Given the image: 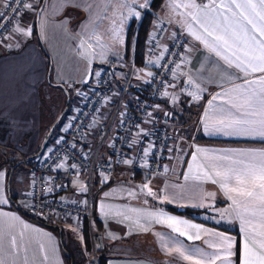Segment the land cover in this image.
Here are the masks:
<instances>
[{
	"label": "crops",
	"instance_id": "crops-1",
	"mask_svg": "<svg viewBox=\"0 0 264 264\" xmlns=\"http://www.w3.org/2000/svg\"><path fill=\"white\" fill-rule=\"evenodd\" d=\"M32 1L35 10L27 9L19 23L20 27L32 29L31 36H25L12 30L0 43V172L4 173L0 185L3 186L4 198L7 200L6 204H0V211L15 214L30 226L23 242L27 244L28 251L27 253L20 252L18 264H24L25 255L28 257V264H68L63 256L65 251L73 256L72 261L75 264H94L91 257L95 245L98 247V256L106 260V264H189L177 255H169L163 247L164 243H169L171 246V243L176 241L187 249L200 248L205 252L213 251L204 241L214 240L215 237L205 236L203 233L199 240H188L173 232L166 224L156 223L144 217L141 218L140 223L149 230L142 231L135 224L136 213L128 211L130 208L143 209L145 212L163 211L169 216H175L213 232L233 237L235 240L233 250L236 253L232 258L233 264H239V250L243 241L240 222L232 217L225 219L218 209L214 210L220 213L216 216L211 213L213 211H210L211 207H209L211 205L228 209L231 201L224 196L219 185L212 184L211 181L192 179L186 181L184 179L188 172V165L192 162V154L197 148L208 149L210 154L217 155L223 154V150L227 149H264V138L225 135L224 132L205 129L204 113L209 107V100L215 93L221 91V85L224 88L230 86L226 80L220 79L219 73L224 67L222 62L218 63L215 56L209 55L202 45L193 40L181 22L183 17L174 14L171 11L170 0H165L159 10L160 17L157 16L151 28L149 38L160 22H166L168 31L161 48L166 47L173 33L175 35L184 33L188 38V47L196 45L191 53L186 51L184 57L190 62L181 64V68L177 70V76L169 80L168 84L175 85V87L165 88L164 92L167 91L169 95L166 96L163 92L156 108L159 112H175L182 115L180 133L168 151L167 171L164 174L142 175L131 169V160H128L127 166L120 168L112 181H107L98 174L96 169L110 157L112 142L121 119L125 112L133 106L139 94L133 91L127 100L122 102L119 112H114L117 95L125 83L122 78L131 68L127 59L128 31L131 25L129 22L136 23L134 22L136 17H130L124 25V43L114 45L109 30L113 20L119 24L120 15L127 13L126 8L120 7L123 0H87L93 4L91 13L86 12L82 6H74L75 4L83 5L85 0H73V4L63 7L55 14H53V5L59 8V0H44L39 20V37H37L34 34V28L40 0ZM150 2L151 0L148 6ZM4 3L5 0H0V9ZM184 11L180 8L177 13ZM65 20L68 21L67 25L63 23ZM83 25H87L86 31ZM93 33L101 37V42L105 45L103 49L95 45ZM81 37H90V42L95 45L94 51L97 55L91 63L79 54ZM102 51L104 59L100 57ZM112 53H117V57L112 56ZM111 59L116 62L114 82L115 74H121L119 75L120 85H114L113 94L102 107L79 146L90 164L94 165L95 170L93 174L80 171L74 179L62 178L64 199L87 204L90 195L93 197L92 232L85 219L51 217L47 221L50 225H55V228L42 225L24 215L12 202L11 196L16 198V203L24 211L27 210L31 185L30 169L37 165L40 155L32 159L34 161L30 159L38 154L48 132L61 113L60 109L56 113L52 111V104L46 101V95L58 87L65 92V97L71 95L77 105L79 98L73 92L72 84L81 85V94L89 92L95 84L100 68L106 66ZM155 60L156 56L150 53L147 46L146 67L139 69L134 87L139 89L146 83L149 78L147 73L151 72V66ZM181 72L191 74L205 89L200 93L199 100H194L188 94L194 89L186 83L187 77L181 75ZM126 87L127 85L124 86L123 93ZM124 95L122 100H124ZM173 95L177 99L173 100ZM214 103L219 105L221 101L217 100ZM75 110L76 107L72 109L70 116L66 117L47 147L55 143L63 134ZM149 128V122H144L135 134L129 150L131 156L135 153L139 141L149 134ZM21 163L22 165L18 167ZM69 165L70 163L64 164L59 168L58 173L64 174ZM9 181L10 189H8ZM144 184L152 188L157 198L148 196L147 190L141 191ZM81 185L87 188L86 192L80 190ZM130 191H134L136 196H129ZM209 192H215V197H207L206 194ZM105 193H108V196H105ZM201 193L205 194L203 206L200 200ZM165 195L168 199L161 202L159 197ZM101 203L111 206L112 215L106 217L101 213ZM168 206L184 209V211L185 209L202 211L200 214H211L214 220L218 218L221 221L217 223V221L201 219L204 222H198L166 210ZM117 210L131 219L124 220L123 216H116ZM20 230L21 226L17 224L15 231L19 233ZM109 233L114 234L115 238ZM95 237L99 238L98 244H95ZM40 245L44 246L43 251ZM53 247L55 248L54 253ZM45 253L48 255L47 260L44 259Z\"/></svg>",
	"mask_w": 264,
	"mask_h": 264
},
{
	"label": "snow or ice",
	"instance_id": "snow-or-ice-1",
	"mask_svg": "<svg viewBox=\"0 0 264 264\" xmlns=\"http://www.w3.org/2000/svg\"><path fill=\"white\" fill-rule=\"evenodd\" d=\"M13 4L16 7H13ZM59 4V8L53 5V14L73 4V0H59ZM74 6H82L89 13L93 9V4L87 0L83 5L75 4ZM4 7L11 8L15 16L21 14V9L35 10L32 3L24 2V0H5ZM120 7L126 8L127 13L120 15L119 24L115 20L112 21L109 31L114 45L124 43L125 23L130 17L139 18L141 13L137 11V7L147 8L148 0H143L142 3L140 0H123ZM170 7L174 14L183 17L181 22L193 40L202 45L209 55L215 56L218 63L222 62L224 67L219 73L220 79L226 80L230 85L227 88L221 85V91L215 93L209 100V107L204 113L205 129L224 132L225 135L264 138V0H207V2L205 0H170ZM180 8L185 11L177 13ZM5 15L0 13V18ZM63 23L67 25L68 21L65 20ZM82 27L85 31L87 30V25ZM14 31L25 36L32 34L30 27L27 29L20 27L18 22ZM93 35H95V45L103 49L105 45L102 44L101 37L95 33ZM95 45L90 42V37L80 39L79 54L89 63L97 55L94 51ZM195 47V44L189 46L186 51L191 53ZM164 51H168L167 47ZM163 55L162 52L160 58H163ZM100 57L105 58L103 51ZM185 62L190 61L182 57L180 63H175V68L172 69L174 78L181 64ZM180 74L187 77L186 83L194 89L188 94L194 100H199L200 93L205 89L188 72ZM147 75L152 76L153 73L149 72ZM164 83L166 87H175L167 81ZM164 95L167 96L169 93L165 91ZM172 98L177 99L175 95ZM217 100L221 101L219 105L214 103ZM144 155H148V149L144 150ZM124 163L129 161L125 160ZM72 167L75 168L76 165ZM3 177L4 173L0 172V180ZM184 179L186 181L208 180L212 184L219 185L224 196L231 201L229 208L224 209L221 215L226 214L238 220L243 233L239 264H264V149H227L223 150V154L217 155L210 154L208 149L197 148L192 154V162L188 165V172ZM80 190L86 192L87 188L81 185ZM143 190H147L148 196L157 198V194L148 184L142 186L141 191ZM128 194L132 197L136 196L134 191ZM215 195V192L206 194L210 198H214ZM105 196H108V193H105ZM159 198L161 202L168 199L167 195ZM204 198L205 194L201 193V206H203ZM6 203L3 186L0 185V204ZM100 211L106 217L112 215L110 205L101 203ZM128 211L136 213L135 224L142 231L149 230L140 223L141 218L144 217L156 223L166 224L173 232L188 240H199L202 233L205 236L215 237L214 240L204 241L209 248L213 249L212 252H205L200 248L187 249L178 241L172 242L171 246L169 243H164L163 247L169 255H177L189 264H233L232 258L236 255L233 250L235 246L233 237L213 232L175 216H169L163 211L145 212L138 208H130ZM115 215L123 216L124 220L131 219L119 210L115 212ZM17 224L21 226L19 233L15 231ZM29 228L30 226L15 214L0 211V264H18L20 252L27 253V244L23 242ZM109 235L115 238L114 234L109 233ZM161 239L163 240V237ZM40 248L44 250L43 245H40ZM52 251L55 252L54 247ZM44 259H48L47 253ZM24 264H28L27 255L24 256Z\"/></svg>",
	"mask_w": 264,
	"mask_h": 264
},
{
	"label": "built area",
	"instance_id": "built-area-1",
	"mask_svg": "<svg viewBox=\"0 0 264 264\" xmlns=\"http://www.w3.org/2000/svg\"><path fill=\"white\" fill-rule=\"evenodd\" d=\"M24 2L32 3V0H24ZM12 6L16 7L15 4ZM26 10L21 9V14L15 16L11 8L3 6L0 9V13L6 14L0 18V43L9 32L14 30L17 22L20 23ZM167 31L168 24L160 22L147 41L150 53L156 56L155 63L151 66L153 75L149 76L141 87V92L133 106L123 115L112 142L110 157L96 169L98 174L107 181H112L117 171L127 166V163H124L125 160H131V169L142 175L159 176L166 172L168 151L179 136L181 126L177 115L159 112L156 108L166 88L164 82L168 83L173 78L172 69L175 68V63H180L188 47L187 36L184 33H177L166 45L168 51L165 52V47H161ZM162 52L164 55L160 58ZM115 63V60L111 59L106 66L100 68L95 84L85 94L80 92L81 85L72 84L71 88L79 98L75 113L68 121L63 134L45 149L37 165L30 169L31 185L27 210L32 216L44 220L51 217L85 219L92 232L93 197L90 195L87 204L64 199L62 178L74 179L80 171L93 174L95 170L94 165L90 164L79 146L102 107L114 92ZM147 121L150 127L149 134L139 141L135 153L131 156L129 150L134 136ZM145 149H148L147 156L144 155ZM68 163L70 165L66 172L59 174L60 165ZM94 240L95 244L99 243L98 237ZM97 258L95 254L93 257L95 262L98 261Z\"/></svg>",
	"mask_w": 264,
	"mask_h": 264
},
{
	"label": "trees",
	"instance_id": "trees-1",
	"mask_svg": "<svg viewBox=\"0 0 264 264\" xmlns=\"http://www.w3.org/2000/svg\"><path fill=\"white\" fill-rule=\"evenodd\" d=\"M164 1L165 0H151L147 10L145 11V13L143 15L142 20L139 23H133L130 25V28L128 31L129 49H128V54H127V59H128V63H129L128 65H129V67H132V69H142V68L146 67L145 58L147 55V41H148L150 33H151V28H152V26H153V24L157 18V13L161 9ZM42 2H43V0H40V5L38 6V9L42 5ZM34 34L38 37V31H37L36 23H35V28H34ZM129 89L130 90L132 89L135 92L137 91L138 93L141 92V88L138 89L137 87H134V86L132 88V85H128L126 87L125 92H128ZM70 100H71V98H70ZM122 102H123V100H122ZM69 106H70V101H69L68 107ZM67 112H68V109H67V111H62V113L60 114V115H62L61 120H60L59 124L57 125V127L52 132L51 137H50L49 141L47 142L46 147L44 148L42 153L45 151V149L47 148V145L50 143V141L55 136V133L60 129V127L62 125V120L65 117V115H67ZM172 114H175L179 117V124H180V126H182V121H183L182 115H179L175 112ZM37 153H39V151ZM32 161H34V160H32ZM21 165H22V163L19 164L18 167H20ZM11 199H12V202L17 206V208L27 217L37 221L38 223H40L42 225L50 226L53 228L56 227L55 225H50L47 220L32 216L27 210L24 211L16 203L15 197L11 196ZM166 210L172 211V212L179 214V215H184L187 218L197 220L198 222H204L203 220H201L202 218H200V216H199L202 211H197V210H193V209H185L184 212H179L178 209H175V208H172L169 206L166 207ZM63 256H64V259L68 262V264H75L72 261L73 256L68 251H65ZM97 264H106V260L99 257Z\"/></svg>",
	"mask_w": 264,
	"mask_h": 264
},
{
	"label": "rangeland",
	"instance_id": "rangeland-1",
	"mask_svg": "<svg viewBox=\"0 0 264 264\" xmlns=\"http://www.w3.org/2000/svg\"><path fill=\"white\" fill-rule=\"evenodd\" d=\"M149 1L150 0H148V3H149ZM33 2V1H32ZM140 2L142 3L143 2V0H140ZM148 8V7H147ZM147 8H138V10L137 11H139L140 13H141V15H140V17L139 18H136V20L134 21V22H136V23H139L140 22V19L142 18V16H143V13H144V11L147 9ZM160 12V11H159ZM157 13V16L158 17H160V13ZM129 23H133V22H129ZM129 25V24H128ZM39 37V36H38ZM36 39V38H35ZM112 56H114V57H117V53H112L111 54ZM138 71H139V69H132V67L129 69V71L128 72H126L125 74H124V76H123V78H122V81H124L125 83H124V85L122 86V88H121V91L118 93V95H117V103H116V105H115V107H114V112H119V110H120V107L122 106V98H123V94H125L124 96V100H123V102H125L126 100H127V98L133 93V90L131 89H129V91L128 92H124L123 93V88H124V86L125 85H132V88H133V86H135V81H136V79L138 78V76H137V74H138ZM119 75H121V74H115V82H114V85L115 86H119L120 84V82H121V79H120V77H119ZM69 87V86H68ZM46 97H47V99H46V101L47 102H49V103H51L52 105H51V107H52V111H55V113L56 112H58V109H60L61 110V113H62V111H64L65 109H66V106H67V97H65V92L64 91H62V90H60L58 87H55V89H52L47 95H46ZM70 98H71V96H70ZM76 101L73 99V98H71V100H70V106L68 107V112H67V115H65V117L63 118V120H62V123L64 122V120L66 119V117L67 116H70L69 114H71V111H72V109L75 107V105H76V103H75ZM60 113V114H61ZM209 207H211V210L210 211H213V212H211L212 214H215L216 216H218V215H220V213L218 212V211H223L225 208H223V207H221V208H219L220 206H218V207H212L211 205H209ZM208 207V209H210ZM215 209H218V211H214ZM178 210H179V208H178ZM200 216V218H202L203 220H208V221H212V222H215V221H217V223H219L221 220L220 219H218V218H215V220L213 219L214 217H212V215L211 214H207V215H203V214H200L199 215ZM225 217V219H229V217L230 216H228V215H224ZM95 248H93V254H92V261H93V263L94 264H97V262H95L94 261V259H93V257H94V255L96 254V256L98 257L97 258V260L99 259V251H98V247H97V245H95L94 246Z\"/></svg>",
	"mask_w": 264,
	"mask_h": 264
},
{
	"label": "water",
	"instance_id": "water-1",
	"mask_svg": "<svg viewBox=\"0 0 264 264\" xmlns=\"http://www.w3.org/2000/svg\"><path fill=\"white\" fill-rule=\"evenodd\" d=\"M43 3H44V0H43ZM42 8H43V5L39 8V10H38V12H37V17H36V26H37L38 35H39V20H40V14H41V12H42ZM62 87H64V86H62ZM64 88H65V87H64ZM69 101H70V97H69V95H67V106H66V109H65L64 111H67ZM61 117H62V115H60V116L57 118L55 124L51 127L50 131H49L48 134H47V138L44 140V142H43V144H42V146H41V149H40L39 153H38L37 155L33 156L30 160L35 159L37 156H39V155L42 153V151H43L44 148H45V145H46L47 141H48L49 138L51 137L52 132L54 131V129H55V128L57 127V125L59 124V122H60V120H61ZM8 189H10V181H9V184H8ZM179 211L183 212L184 209H179Z\"/></svg>",
	"mask_w": 264,
	"mask_h": 264
}]
</instances>
